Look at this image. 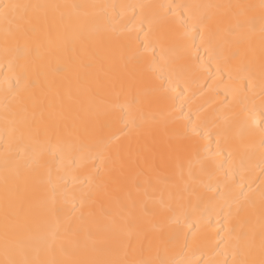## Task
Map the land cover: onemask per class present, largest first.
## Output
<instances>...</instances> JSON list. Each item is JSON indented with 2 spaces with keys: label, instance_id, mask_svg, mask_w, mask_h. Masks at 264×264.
<instances>
[{
  "label": "bare ground",
  "instance_id": "obj_1",
  "mask_svg": "<svg viewBox=\"0 0 264 264\" xmlns=\"http://www.w3.org/2000/svg\"><path fill=\"white\" fill-rule=\"evenodd\" d=\"M0 2V260L262 258L261 0Z\"/></svg>",
  "mask_w": 264,
  "mask_h": 264
},
{
  "label": "snow or ice",
  "instance_id": "obj_2",
  "mask_svg": "<svg viewBox=\"0 0 264 264\" xmlns=\"http://www.w3.org/2000/svg\"><path fill=\"white\" fill-rule=\"evenodd\" d=\"M41 6L34 5H26V4H18V3H3L0 2V17L7 23H13L18 20L24 19V15L27 10L30 8H36ZM212 7V6H209ZM261 8H264V0H261ZM21 26L17 24V28L19 29ZM264 31V29H262ZM209 45H211V39H209ZM264 95V93H262ZM253 125L256 123L255 119L252 120ZM261 135L264 136V127L260 129ZM9 188L5 187V232H4V260H0V264H53V262L48 261H40L38 259H29L26 253L21 252L20 254L23 256L22 259H17V249L14 245V238L9 231V209L12 207L10 201L8 200ZM82 264H104V262L99 261H84ZM238 264H264V244H262V258L256 261H248L241 260Z\"/></svg>",
  "mask_w": 264,
  "mask_h": 264
}]
</instances>
